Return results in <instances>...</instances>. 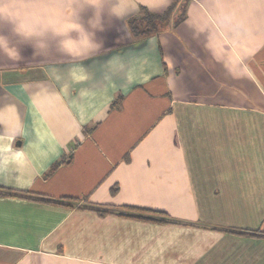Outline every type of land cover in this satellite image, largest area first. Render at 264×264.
Masks as SVG:
<instances>
[{"label":"crops","instance_id":"1","mask_svg":"<svg viewBox=\"0 0 264 264\" xmlns=\"http://www.w3.org/2000/svg\"><path fill=\"white\" fill-rule=\"evenodd\" d=\"M111 2L99 30L98 0H0V264H264V0H189L141 39L127 19L171 0Z\"/></svg>","mask_w":264,"mask_h":264},{"label":"trees","instance_id":"2","mask_svg":"<svg viewBox=\"0 0 264 264\" xmlns=\"http://www.w3.org/2000/svg\"><path fill=\"white\" fill-rule=\"evenodd\" d=\"M189 0H171V3L163 10H153L146 6H141L138 14L133 15L127 19V26L134 38H145L153 34L159 33L166 25L172 21L174 26H177L182 20L186 18L187 4ZM121 99L118 98L113 103V107H120ZM73 154L66 161H57L52 165L47 175H50L63 163H70L72 161ZM128 159V157H127ZM117 187L113 188V192H116ZM25 196L28 198L58 204L63 206L73 207L80 202L78 197L70 196H52L43 193L26 192ZM80 208L92 209L97 211L101 215L105 214H118L129 218L146 220V221H158L164 223H179L188 224L185 221H181L171 217L168 213L162 210L146 209L141 207L123 205V206H101L98 204L85 202L83 205H78Z\"/></svg>","mask_w":264,"mask_h":264},{"label":"clouds","instance_id":"3","mask_svg":"<svg viewBox=\"0 0 264 264\" xmlns=\"http://www.w3.org/2000/svg\"><path fill=\"white\" fill-rule=\"evenodd\" d=\"M99 8L95 14V20L92 22V26L95 29L103 30V18L105 13L116 19L124 18L126 11L121 4H113L111 0H98ZM83 31V37H80V31ZM79 33V38L75 40H82L85 47L97 49L99 45L94 40V33H89L83 25H80L79 29H76ZM66 41H62V45H66Z\"/></svg>","mask_w":264,"mask_h":264},{"label":"rangeland","instance_id":"4","mask_svg":"<svg viewBox=\"0 0 264 264\" xmlns=\"http://www.w3.org/2000/svg\"><path fill=\"white\" fill-rule=\"evenodd\" d=\"M167 27L169 26V24L168 25H166Z\"/></svg>","mask_w":264,"mask_h":264}]
</instances>
